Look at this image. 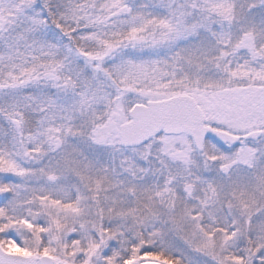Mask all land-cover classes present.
Segmentation results:
<instances>
[{
	"label": "snow or ice",
	"instance_id": "snow-or-ice-1",
	"mask_svg": "<svg viewBox=\"0 0 264 264\" xmlns=\"http://www.w3.org/2000/svg\"><path fill=\"white\" fill-rule=\"evenodd\" d=\"M0 264H264V0H0Z\"/></svg>",
	"mask_w": 264,
	"mask_h": 264
}]
</instances>
